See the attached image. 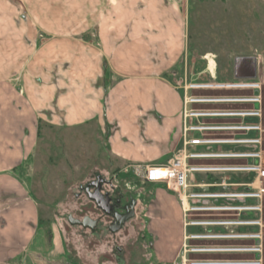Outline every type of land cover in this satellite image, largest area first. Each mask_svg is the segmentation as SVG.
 <instances>
[{
    "label": "crops",
    "instance_id": "crops-1",
    "mask_svg": "<svg viewBox=\"0 0 264 264\" xmlns=\"http://www.w3.org/2000/svg\"><path fill=\"white\" fill-rule=\"evenodd\" d=\"M187 39V0H0V264H75L21 174L39 120L104 124L116 158L166 165L182 136L184 91L171 73ZM158 198L155 259L174 264L183 211L175 195Z\"/></svg>",
    "mask_w": 264,
    "mask_h": 264
},
{
    "label": "rangeland",
    "instance_id": "rangeland-1",
    "mask_svg": "<svg viewBox=\"0 0 264 264\" xmlns=\"http://www.w3.org/2000/svg\"><path fill=\"white\" fill-rule=\"evenodd\" d=\"M187 52L173 73V81L183 88L189 85H232L252 83L260 89L213 88L189 90L196 97H253L260 102L210 103L194 108L212 112H258V117L217 118L219 123L260 125L261 131L248 134L235 132L222 135L236 139L253 138L261 144L215 147L214 152L232 150L250 154L247 158L192 160L196 165L260 166L264 170V0H187ZM50 35L44 33L41 42ZM239 57L257 58V77L237 79L235 60ZM178 85V86H179ZM1 93V92H0ZM1 106H3L1 104ZM2 109V107H0ZM33 150L22 167L21 174L32 196L39 203L41 222L55 224L62 235L67 261L75 264H157L154 244L157 235L151 223L160 217L159 191L176 196L165 185L146 181L144 169L135 173L136 163L116 158L110 150L108 129L97 122L67 127L54 126L46 120L38 121ZM219 136V135H217ZM203 149H197L198 152ZM189 151H195L190 148ZM183 144L169 155V160L183 157ZM101 177L108 185L104 191L123 203L137 201L136 214L121 231L112 232L111 217L92 201L85 189ZM192 183H222L216 188L227 193H252L264 187V177L248 170L233 173L198 174ZM250 184V186H247ZM177 203L181 207L178 196ZM211 205L244 206L245 209L225 212H202L190 219L229 222L227 226L188 228L193 234L219 236L213 239L191 240L192 248L223 249L231 252L188 254L193 261L209 260L231 264H264V194L262 197H233L210 200ZM172 217L177 211L171 208ZM179 212V211H178ZM83 220L90 217L98 222L95 229L72 225L69 217ZM174 229L177 227L174 225ZM174 230V231H175ZM178 230L176 231V233ZM177 239V234L174 235ZM177 263H181V255ZM233 250V251H232Z\"/></svg>",
    "mask_w": 264,
    "mask_h": 264
},
{
    "label": "built area",
    "instance_id": "built-area-1",
    "mask_svg": "<svg viewBox=\"0 0 264 264\" xmlns=\"http://www.w3.org/2000/svg\"><path fill=\"white\" fill-rule=\"evenodd\" d=\"M213 89V88H248L255 90V93L260 89V85L246 83V84H232V85H189L184 86V109H183V127L181 142L183 144V157L175 156L169 160L167 166H160L167 169L168 173L164 179H158L152 175V170L158 167L149 165L137 164L134 168L135 173L140 174L144 169V176L147 182L152 184L165 185L168 189L172 190L178 196L179 202L183 211V228L184 237L182 243L181 263L174 264H231L226 262H217L209 260L193 261L188 259V254H208L219 252H231L223 249L213 248H192L189 245L191 240H204L213 239L219 236L211 234H193L188 232V228L207 227V226H227L229 222H220L215 220H197L190 219L196 213L204 212H225V211H238L245 209L244 206L235 205H211L210 200H225L233 197H262L264 194V187L258 186L255 194L252 193H227L217 190L226 185L225 181L222 183L206 184L204 181L199 183H192L190 177L198 174H221L244 172L246 170L254 172L258 177H264V170L259 166L254 167H235L231 165H196L191 164L192 160H206V159H234V158H247L250 154L235 153L232 150L214 152L212 149L215 147H233L235 145H249L261 144V140L253 138L236 139L225 137L222 135H229L235 132H243V134H250L255 131H261L260 125L245 124V123H219L212 120L217 118H246L258 117V112H212L194 108L196 105H205L210 103H233V102H260V96L255 94L253 97H223V98H209V97H196L189 95V90L196 89ZM219 135V136H217ZM190 148L195 151H189ZM203 149L198 152L197 149ZM140 172V173H139ZM247 186H250L248 184ZM233 251V250H232ZM179 256V255H178ZM179 258V257H178Z\"/></svg>",
    "mask_w": 264,
    "mask_h": 264
},
{
    "label": "water",
    "instance_id": "water-1",
    "mask_svg": "<svg viewBox=\"0 0 264 264\" xmlns=\"http://www.w3.org/2000/svg\"><path fill=\"white\" fill-rule=\"evenodd\" d=\"M235 77L237 79H254L257 77V58L255 57H239L235 60L234 64ZM103 183V179L101 177L98 178V181L92 183L91 186H94L96 189L94 191H90L87 189V193L89 198L96 203V205L105 213L109 214L112 206L110 205L111 198L108 195H104L101 192V185ZM132 205V211L127 213L126 215H116V224L111 227L112 232H117L121 229V227L130 219L135 216L134 205ZM69 222L72 225H81L85 228L95 229L97 226V221L93 220L90 217L84 218L82 221L78 219H74L72 216L69 217Z\"/></svg>",
    "mask_w": 264,
    "mask_h": 264
},
{
    "label": "flooded vegetation",
    "instance_id": "flooded-vegetation-1",
    "mask_svg": "<svg viewBox=\"0 0 264 264\" xmlns=\"http://www.w3.org/2000/svg\"><path fill=\"white\" fill-rule=\"evenodd\" d=\"M234 75H235V70H234ZM92 183H94V182H92ZM92 183H91V184L85 189V192H86L87 195H88V193H87V189H89L90 191H94V190L96 189L94 186H91ZM108 184H109V182H106V181L103 179V183H102V185H101V192H102L104 195H108V196L111 198L110 205L112 206V208H111L109 214H107V213H105V212L103 211L105 215H107L108 217H111V219H112V225L110 226V228H111V227H113V226L116 224V218H115V216H116V215H126L127 213L131 212V211H132V205H133L134 202H136L135 205H134V211H135V214H136L137 201H136L135 199H133V200L131 201V203L126 204V203H123L122 199H114V196H112V195L110 194L109 191H107V190L104 191V187H105V185H108ZM88 197H89V196H88ZM129 221H130V220H128V221H127V222L121 227V229H120L119 231H121V230L124 228V226H125ZM97 226H98V222H97ZM97 226H96V227H97Z\"/></svg>",
    "mask_w": 264,
    "mask_h": 264
},
{
    "label": "bare ground",
    "instance_id": "bare-ground-1",
    "mask_svg": "<svg viewBox=\"0 0 264 264\" xmlns=\"http://www.w3.org/2000/svg\"><path fill=\"white\" fill-rule=\"evenodd\" d=\"M168 171L165 168L158 167L155 170H152V175L158 179H164Z\"/></svg>",
    "mask_w": 264,
    "mask_h": 264
},
{
    "label": "trees",
    "instance_id": "trees-1",
    "mask_svg": "<svg viewBox=\"0 0 264 264\" xmlns=\"http://www.w3.org/2000/svg\"><path fill=\"white\" fill-rule=\"evenodd\" d=\"M99 177H100V176H99ZM99 177H98V178H99Z\"/></svg>",
    "mask_w": 264,
    "mask_h": 264
}]
</instances>
